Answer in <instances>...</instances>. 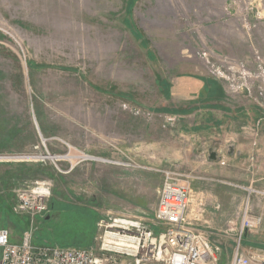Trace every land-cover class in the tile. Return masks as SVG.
I'll return each mask as SVG.
<instances>
[{"label": "rangeland", "instance_id": "374dc122", "mask_svg": "<svg viewBox=\"0 0 264 264\" xmlns=\"http://www.w3.org/2000/svg\"><path fill=\"white\" fill-rule=\"evenodd\" d=\"M241 63L263 77L264 0H0V157L27 163L5 176L14 183L0 226L18 241L30 219L12 211L16 189L48 180L57 218L71 205L96 214L93 239L108 216L154 229L170 171L188 185L193 227L224 261L246 204L261 222L258 233H241L242 247L264 253L262 82L231 92L210 72ZM232 141L244 156L230 163L223 145ZM212 146L217 164L207 160ZM16 169H27L26 180L17 183ZM52 214L35 218V244L49 243L42 227Z\"/></svg>", "mask_w": 264, "mask_h": 264}, {"label": "built area", "instance_id": "2783aa9c", "mask_svg": "<svg viewBox=\"0 0 264 264\" xmlns=\"http://www.w3.org/2000/svg\"><path fill=\"white\" fill-rule=\"evenodd\" d=\"M210 72L212 77L227 81L231 92L244 89L250 93L253 86L249 79L253 77H260L262 84L258 89L264 90L262 71L252 76L243 63L224 69L213 67ZM49 187L48 180H35L16 189L12 211L27 216L29 226L16 242L12 241L10 230L0 227V264H218L219 246L187 218L188 185L177 183L170 171H166L154 210V229L138 220L104 217L96 224V246L90 247L32 242L35 218L49 210ZM260 219L261 216L249 213L246 204L230 264H264L261 250L246 251L241 247V233L257 228Z\"/></svg>", "mask_w": 264, "mask_h": 264}, {"label": "crops", "instance_id": "0c3cea01", "mask_svg": "<svg viewBox=\"0 0 264 264\" xmlns=\"http://www.w3.org/2000/svg\"><path fill=\"white\" fill-rule=\"evenodd\" d=\"M214 82H216L217 84V87H216V91H214L213 92V95L211 96L214 100H216L217 98L218 99H220L222 96H223V88L221 87V85L219 84V81L218 80H213ZM183 82H185V81H183ZM186 82L187 83H191V84H193L194 86H195V88L193 89V90H191V89H189V91H197V92H199L201 95H203V91H202V85H201V83H199V81H197V80H193V79H187L186 80ZM183 95V94H182ZM184 96H188L187 94H184ZM217 99V100H218ZM215 107H216V109H218L219 111H220V108L221 109H224V108H226L227 106H225L224 104H219V103H217L216 105H214ZM217 110V112H219ZM244 114H245V112H244ZM237 117H233L234 119H237L238 117H240V116H238V114H235ZM216 117H218V118H220V117H225L226 118V116H224V115H215ZM230 117H228V118H230V119H232V116L231 115H229ZM221 119V118H220ZM239 119V118H238ZM237 119V120H238ZM220 122V121H219ZM221 123V122H220ZM235 134H237L238 135V133H236L235 132ZM263 135V134H262ZM243 145H244V143H243ZM224 147V150H225V153H226V156L228 157V159H229V161L231 160H233L235 157H237L238 159H241V157H243L244 155H243V153H244V149H243V147H241L242 145L240 144V143H236V142H228V143H224V145H223ZM218 148L219 147H216V146H212V147H210L209 148V151H208V154L206 155L207 156V160H208V162H209V164H217L220 160H221V156L219 155V152H218ZM264 149V148H263ZM215 152L216 153V158L215 159H210L209 158V156L208 155H210L212 152ZM5 158H7V159H5ZM21 159H24L23 157H21V156H6V157H0V197H1V201H0V210L2 211L3 210V208L1 207L2 206V204L5 206V203H7L8 202V200H7V198H5L6 197V195H10L11 193H12V189H13V183L11 182V177H5V176H11V171H13L14 172V170H12V168L14 167H16V168H21L20 166H27V163L26 164H24V163H19V162H24V161H22ZM3 160H5V161H3ZM231 161H230V163H231ZM263 163H264V159H263V161H262ZM19 163V164H18ZM230 163H229V165H230ZM27 169H16L15 170V172H16V174L18 175V176H16L17 178H19V180H17V183H21L22 181H20V180H26V174H27ZM260 171L262 172V174H260V178L261 179H259V181L264 185V164H262L261 166H260ZM21 178V179H20ZM15 186V185H14ZM264 187V186H263ZM194 207H191V202H190V199H189V204H188V207H187V209H186V214H187V218H188V220H189V223L193 226V223H192V216H193V212L194 211H196V210H194ZM215 212H221V210L218 208V209H216V211ZM214 214V213H213ZM263 221H264V214H263V219H262ZM0 227H5V226H0ZM264 226H262L260 229H261V231L262 232H264ZM238 229H239V227H238ZM237 229V230H238ZM236 230V231H237ZM205 233H206V235L205 236H208V238H209V240L212 242V243H214V241H213V239H211V237H210V235H208V232H206V231H204ZM246 232H251V233H258V231H257V229H246ZM246 234V233H245ZM12 235V234H11ZM11 238H12V241H14V242H16L15 240H14V238L11 236ZM19 241V240H18ZM241 243H242V245H241V247L242 246H244L243 245V243H244V238H241ZM249 247H251V246H249ZM255 248H257V247H255ZM243 249H244V247H243ZM244 250H246V249H244ZM262 250V249H261ZM233 251H234V249H233ZM232 255H233V252H232ZM232 255H231V258H230V260L232 259ZM221 256H222V254H221ZM220 255H219V261H218V264H230V260L227 262V261H224V259L221 257ZM263 257H264V253H263Z\"/></svg>", "mask_w": 264, "mask_h": 264}, {"label": "trees", "instance_id": "16d2710c", "mask_svg": "<svg viewBox=\"0 0 264 264\" xmlns=\"http://www.w3.org/2000/svg\"><path fill=\"white\" fill-rule=\"evenodd\" d=\"M56 202L49 204L52 216L45 217V227L43 236L45 242L58 244L62 246L90 247L93 243L95 232L96 214L92 210L85 209L76 211L71 205L67 209L60 211L57 218ZM56 212H55V211ZM46 228V229H45Z\"/></svg>", "mask_w": 264, "mask_h": 264}, {"label": "water", "instance_id": "95a60500", "mask_svg": "<svg viewBox=\"0 0 264 264\" xmlns=\"http://www.w3.org/2000/svg\"><path fill=\"white\" fill-rule=\"evenodd\" d=\"M216 153L213 151L209 156L210 159H215L216 158ZM24 157V156H23Z\"/></svg>", "mask_w": 264, "mask_h": 264}]
</instances>
